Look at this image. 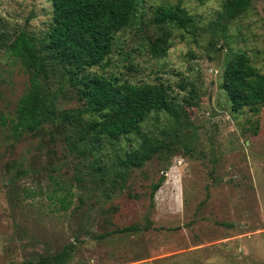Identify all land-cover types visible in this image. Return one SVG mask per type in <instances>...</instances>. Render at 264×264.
<instances>
[{"label":"rangeland","instance_id":"1","mask_svg":"<svg viewBox=\"0 0 264 264\" xmlns=\"http://www.w3.org/2000/svg\"><path fill=\"white\" fill-rule=\"evenodd\" d=\"M226 2L138 0L107 60L76 78L71 61L50 52L53 3L0 0V264H56L66 248L59 264H264V104L236 110L222 88L239 53L264 74V0L233 19ZM164 6L183 8L187 27L157 24ZM22 32L53 117L18 132L35 72L10 49ZM159 37L167 43L152 52ZM88 72L163 83L172 109L98 144L85 127L99 119L85 111ZM143 150V161H128ZM133 225L141 229L121 231Z\"/></svg>","mask_w":264,"mask_h":264},{"label":"trees","instance_id":"2","mask_svg":"<svg viewBox=\"0 0 264 264\" xmlns=\"http://www.w3.org/2000/svg\"><path fill=\"white\" fill-rule=\"evenodd\" d=\"M50 1L53 3V17L48 34L50 52L56 59L70 60V71L76 78L80 73L107 60L112 51L115 34L136 16L138 5V0ZM249 5L250 0H227L226 17L235 18ZM190 20V15L181 7L164 6L156 11L155 22L162 26L174 25L184 29ZM166 33L168 34V31ZM162 42L167 43V40L159 37L153 42L152 52L158 51V45ZM10 49L16 57H27L35 68L31 86L17 107L15 130H35L51 121L53 117L38 78L43 65L37 58L32 40L24 32L20 33ZM82 79L85 111L99 118L95 121L89 119L85 127L98 144L104 137L115 140L139 132L146 115L153 110L172 109L170 92L163 83L119 82L99 72L83 74ZM222 88L228 93L236 110L246 105L264 104V74L256 69L245 54L239 53L228 62ZM145 150L142 154L139 152L141 150L136 151L128 157V161L131 164L138 163L145 157ZM162 182L163 179H160L154 184L152 195L160 188ZM68 195H71V192L68 191ZM58 199L63 206H68L65 197L60 196ZM140 229L141 227L133 225L121 231ZM67 249L54 256L56 264L64 261L68 254Z\"/></svg>","mask_w":264,"mask_h":264}]
</instances>
